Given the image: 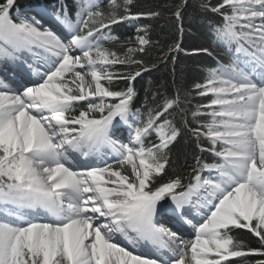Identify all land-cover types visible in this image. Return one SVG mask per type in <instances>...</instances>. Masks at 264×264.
Returning a JSON list of instances; mask_svg holds the SVG:
<instances>
[{"label":"snow or ice","instance_id":"snow-or-ice-1","mask_svg":"<svg viewBox=\"0 0 264 264\" xmlns=\"http://www.w3.org/2000/svg\"><path fill=\"white\" fill-rule=\"evenodd\" d=\"M74 5L27 16L0 0V65L29 76L17 90L0 80V264H264V0ZM197 14L211 44L187 48ZM142 19L134 35L113 32ZM181 53L215 62L190 90L176 80ZM161 69L173 91L149 80L137 107L138 78Z\"/></svg>","mask_w":264,"mask_h":264},{"label":"trees","instance_id":"trees-1","mask_svg":"<svg viewBox=\"0 0 264 264\" xmlns=\"http://www.w3.org/2000/svg\"><path fill=\"white\" fill-rule=\"evenodd\" d=\"M54 2V0H18L19 8H26L30 7H42L46 8L51 11L50 5ZM103 2V0H102ZM172 0H136V6L140 10H147L149 8H153L157 5H162L165 3H171ZM215 3V0H212ZM70 9H74V0H68ZM191 11V10H190ZM14 13V12H13ZM209 19H218L216 17H212L209 14ZM148 20H139L134 22L133 24L125 23L121 25L113 26V32L116 35L121 37H126L129 35H134L135 27L142 26L143 24L149 23ZM186 25L189 23L186 20ZM192 24V32L186 33L184 37L185 47L191 48L197 45H204L208 46L211 44V29L207 23V19L201 17L199 14L195 16V18L191 21ZM157 33H159V38L163 41L166 36L168 35V30L165 29L163 32H160L157 29V32L153 33V38H157ZM208 67H215V62L212 57L206 55H199V56H191L185 57L183 53L180 54L179 63L176 66V80L178 84H182L184 90H190L192 86L199 82L203 83L204 78L207 75L205 69ZM170 69L168 71H164L161 69L159 72H152L151 74H145L142 79L138 78L136 82V87L139 91V98L137 100V107H139L144 100L145 92L144 89L148 87V81H157L163 80L168 85V91L172 92V77L169 75ZM120 87H123V84H120ZM193 105L198 103L206 104L208 103V98H200L196 97L192 101ZM186 139V138H185ZM185 139H181L180 144L177 147L183 148L189 152L194 150L195 145L188 140L185 143ZM205 158L208 162H213V157L211 154L206 153ZM234 235L238 236L239 238L245 240L247 243L255 246L256 244V237L252 236L247 230L244 229H237L233 233ZM238 259V258H233Z\"/></svg>","mask_w":264,"mask_h":264},{"label":"bare ground","instance_id":"bare-ground-1","mask_svg":"<svg viewBox=\"0 0 264 264\" xmlns=\"http://www.w3.org/2000/svg\"><path fill=\"white\" fill-rule=\"evenodd\" d=\"M54 30H57L58 32L60 31L59 28L56 27V25H54V27H52ZM0 69H2L0 67ZM18 75V78H20L21 81H25V82H29V76H25V75H21L20 73H17ZM32 79H35L34 77H32ZM20 80H15L14 82L11 83L12 86H15L14 90H17V89H21L22 86L21 82H19ZM83 167V166H82ZM1 210V209H0ZM3 217V212L0 211V218ZM39 219H37V222L38 223H42V222H47V218L46 217H43V216H40L38 217ZM180 227V226H179ZM184 229V228H182ZM185 230V229H184ZM186 232H188V234L190 235L191 237V229H187ZM189 237V238H190ZM117 240L118 242L120 243L121 241H124L123 238L121 237H117ZM121 246H125V245H122L120 243ZM127 247V246H126ZM129 247V250H133L134 251V254H142V255H146V256H163L164 258H169L171 256L170 253L166 254L165 256L162 254L163 252L161 253H156L154 249H152V247L150 245H143L141 244L140 246H138L136 249H132L130 246ZM165 252V251H164Z\"/></svg>","mask_w":264,"mask_h":264},{"label":"rangeland","instance_id":"rangeland-1","mask_svg":"<svg viewBox=\"0 0 264 264\" xmlns=\"http://www.w3.org/2000/svg\"><path fill=\"white\" fill-rule=\"evenodd\" d=\"M43 8H41L39 11H41ZM47 11L50 13V11L47 9ZM48 17V16H47Z\"/></svg>","mask_w":264,"mask_h":264}]
</instances>
